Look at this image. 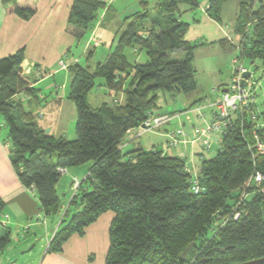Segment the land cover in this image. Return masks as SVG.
Listing matches in <instances>:
<instances>
[{"label": "trees", "instance_id": "16d2710c", "mask_svg": "<svg viewBox=\"0 0 264 264\" xmlns=\"http://www.w3.org/2000/svg\"><path fill=\"white\" fill-rule=\"evenodd\" d=\"M226 1L207 0V16L221 24ZM3 2L24 19L36 11L30 0ZM182 5L190 11L199 8L198 0H161L153 8L149 1H141L142 12L131 15V22L126 21L131 16L126 17V30L104 60L94 66L89 60L68 66L67 99L77 111L73 140L46 133L38 113L25 108L23 99L40 97L21 74L24 49L0 60V132L1 127L7 129L5 144L10 146L13 169L23 186L36 191L45 216L60 219L48 252L61 253L73 236H85L91 225L112 213L105 264H242L264 258V181L258 184L253 179L257 173L264 176V103L255 102L232 115L229 128L217 136L220 148L212 158L207 154L213 145L203 150L197 143L200 151L192 161L183 147L167 146L168 136L164 150L126 149L128 132L140 128L150 113L158 114L161 92L186 95L197 88L196 46L185 39L190 25L182 20ZM106 8L107 0L74 1L68 32L77 44L94 29ZM150 20L151 26L144 27ZM235 34L240 37L239 58L252 66L260 62L256 69L264 73V0H240ZM228 41L219 43L237 48ZM143 51L145 63L128 57V52ZM180 52L183 58L172 59ZM99 80L116 103L110 99L100 107L91 106L88 97L102 85ZM201 107L195 102L183 112L167 114L172 119L164 127L175 119L188 121L193 112L205 116L197 110ZM181 127L185 129L180 123L172 131ZM176 149L181 150L179 155L168 154ZM86 164L91 167L80 187L71 189L63 211L57 186L64 173L59 170L68 172ZM195 180L198 192L193 190ZM5 208L0 197V254L11 243L1 221ZM234 212L240 213L237 220Z\"/></svg>", "mask_w": 264, "mask_h": 264}, {"label": "crops", "instance_id": "0c3cea01", "mask_svg": "<svg viewBox=\"0 0 264 264\" xmlns=\"http://www.w3.org/2000/svg\"><path fill=\"white\" fill-rule=\"evenodd\" d=\"M30 1L32 5H34L36 11L32 16L24 19L10 12V5H5L3 0H0V60L24 49V60L20 65L21 74L25 78H29L31 82L30 87L34 88L40 97L39 99H27L31 111L38 113L41 118H38V122L45 132L49 130L48 133L55 137H66L73 140L76 138V124L73 129L74 131L70 133L69 127H65L62 119L66 117L67 114V116L72 118V121L73 117L76 116L75 118L77 121L76 107L72 101L67 99L69 89L67 93L59 89L61 86L63 89H66V83L68 81L70 83L71 76L68 70L58 69H60L59 62L65 57L66 60L70 59L68 62L69 65L77 61V59L71 58H78L72 53V48L76 45V41L68 32V19L75 0ZM118 1L119 0H115V5ZM112 6L114 5H112L111 2L107 4V8L100 15L104 19L101 21L98 20L94 29L78 44L81 45L82 55L86 56V60H89L88 63L94 59L95 52L99 45H110L108 53L104 55L102 60L108 56L110 50L114 46L113 41L117 38L115 37L116 30L108 26L106 27L104 24ZM138 11L137 9L136 12ZM128 16L130 15L127 12L120 15L114 24L118 26V24L123 22ZM204 16L208 17L206 13H204ZM111 22H113V20H111ZM216 24L219 26V23ZM233 32L232 36L234 42L236 41L238 43L239 37L236 38L235 29ZM222 33L224 36L215 40L219 45V42L226 38L224 31ZM104 34H107L109 38L111 37V39L108 38V43L104 39ZM98 41L102 43L99 44ZM220 47L222 46L220 45ZM92 51L93 54L90 55ZM133 57L135 58V62L140 63V54L133 53ZM99 61H101V59L95 61V64ZM79 62H82V60L80 59ZM60 72H65L61 83L55 78L56 74H60ZM51 80H53V82ZM101 86L106 92L102 94L104 100L107 97L111 99L107 87L103 83ZM227 86L228 85L222 88L219 87L218 91H216V93H218V98L219 94L222 93ZM103 89L101 90L102 92ZM19 97L23 99V95H19ZM31 103H34V105L32 106ZM157 113L160 114L159 111H157ZM194 119L195 120H192L191 116L188 121L182 120L181 118L180 122L175 125L171 124L165 126L160 132H157L158 134L156 135L161 138V142L158 144L157 148L159 150L165 149L167 132L174 130L176 125L180 123H183L190 139L196 138L199 129L204 127L208 121L206 116H197V118ZM71 125L73 128V123ZM137 131V129L131 130L126 135V140L129 141L126 148L127 150L133 151L138 148H143L149 151L152 148H156L154 143H149L148 145L144 144L142 141L144 136L137 138L135 135ZM6 138L7 129L5 132L1 130L0 197L6 204L1 221L5 222L11 234V243L5 248L4 253L0 254V264H9L8 262L10 259L7 258L8 253L15 252L19 249L24 251V255L28 253V251L26 252L27 247L31 246L33 243H39L43 239L42 229H49L48 220L50 218L46 217L42 211L36 191L26 188L18 179L10 159V146L5 144ZM214 139H218V144L220 146V138L216 136L213 140ZM182 149H186L187 152L194 151L195 153L200 151L197 144L192 145L191 143H189L186 148ZM180 153V149L168 151V154L171 156H176ZM72 176L74 180L80 181L78 176ZM112 219V213L104 214L96 223L86 230L85 236H73L64 245L61 253L48 252L51 238L59 228L60 224H58V227L53 229L52 236L50 237L48 234V244L42 245L37 256H29L28 259L24 260L23 264H105L109 248V228Z\"/></svg>", "mask_w": 264, "mask_h": 264}, {"label": "rangeland", "instance_id": "374dc122", "mask_svg": "<svg viewBox=\"0 0 264 264\" xmlns=\"http://www.w3.org/2000/svg\"><path fill=\"white\" fill-rule=\"evenodd\" d=\"M141 1L142 0H119L116 5L114 3L115 0L107 1V4L111 2V4L114 6H112L110 11L108 12V18L106 19V22L104 24L106 25V27L108 26L116 30L115 33L117 35L119 34V36L115 35V37L117 36V38H115L114 41L112 40L114 43V46L110 50V52L117 47L119 37L124 33L127 27V24H124V21L120 22L118 26H116L114 22L118 20L120 15H123L126 12L129 13V15L131 16L136 13L137 9L141 11L142 7H139L140 6L139 4ZM147 1H149V5H150L149 8H153V5L156 2L161 1V0H147ZM198 2H199V8L194 11H190L188 5L181 6V10L183 12L182 20H184V22L190 25V29L185 39L187 41H190L193 46H196L195 51H194V65L196 68L197 88L193 93L186 94V95L181 94V95L173 96L170 93L161 92L159 94L158 111L160 112L161 115H167V114L173 115L175 112H183L188 106H191L192 104L196 102L197 104L202 105L203 109L200 113L205 114V116L207 117V121H209L212 118L213 109L210 107H206V105H208V103H210L211 101L217 100L218 93H216L215 90L218 91L219 87L222 88L226 85H228L227 87H229L231 85L233 78H235V75H236L235 72L237 68H239L240 66L244 67L247 70L246 72L249 71L252 73V75L250 76V79L252 82L257 83L256 91H254V96L256 97L255 102H258L261 105L262 103H264V78H263L264 73L261 70V68L259 70L256 69V67H261V63L256 62V64L252 66L249 60L246 59L242 61L239 58L240 56L239 55V52H240L239 45L240 44H238L240 41L239 35H236V38L239 37V41L238 43L235 41L237 44L235 46L237 48L235 49L230 46L220 47V45L216 43L215 41V40H218L220 37L222 38L224 36V34L222 33L224 31L226 40H229L228 42H234L232 35L237 25L239 13H240V0H227L225 2V4L223 5V10H222V22L221 24H219V26L212 19L204 16V13H206L205 8L207 7V3H208L207 0H198ZM151 12L153 13L154 11L151 9ZM103 19L104 18L100 16L99 20L101 21ZM111 20H113V22H111ZM132 20H133V17L131 16L126 21L131 22ZM112 26H116V27H112ZM149 26H151V20L146 21L144 24V27L146 28ZM218 27H221V28H218ZM114 30H113V33H114ZM104 37L107 43L109 39H111V37L109 38L107 34H104ZM98 43L101 44L102 42L98 41ZM78 44L76 43V45L72 48V53L75 54V56H77L79 60L80 59L82 60V62L80 63H85L86 56L82 55V51H81L82 49L80 48L81 45H78ZM109 46L110 45L108 46L103 45V44L99 45L97 47L98 49L95 52L94 59L89 63L92 66H94L95 61H98L100 59L102 61L104 55H106L110 49ZM140 56H141L140 63H145L147 61L146 52L144 51L141 52ZM128 57L132 61L135 59L133 57V52L132 53L128 52ZM183 57H184V54L181 52L175 53L172 55V59H181ZM65 58L63 59V61H65L68 64L70 59L66 60ZM78 58L74 57L71 59H75V60L77 59V61L79 62ZM77 61H74L73 63H76ZM58 70H64V69L60 68ZM64 75H65V72H60V74H56L55 78H57V81L61 83L62 78H64ZM247 80L249 79H245V82ZM51 81L53 82V80ZM98 83L102 84L103 82L99 80ZM66 84H67L66 89H63L62 86L59 87V89L62 92L67 93L69 89V84H70L69 81ZM245 87H247V84ZM102 89L103 88L100 85L96 87V89H94L89 94L88 101L91 104V106L94 108L99 107L103 103L110 101L109 97H107L104 100L102 94H105L106 92L104 89L102 92L101 91ZM122 97L123 96H120L117 99L118 102L123 101ZM23 100H24L23 102H24L25 108L28 111H30L31 107L27 99H23ZM112 101L115 103L117 102L116 100H112ZM31 105L33 106L34 103H31ZM154 114L156 113L154 112ZM75 117H73V121H72V118H70L66 114V117L62 119L65 124V127L66 126L69 127L70 133H72L74 131L73 129L75 128V124H76ZM191 117H192V120H195L194 118H197V113H194V112L191 113ZM38 118H40L39 115H38ZM1 123L2 122L0 121V124ZM72 123H73V128L71 125ZM176 123H177V120L175 119L173 121V124L175 125ZM163 128H164V125H161L157 129L154 128L153 130L146 131V132L145 130H142L141 128H137L138 131L135 135L137 138L144 136L142 138V141L144 144L148 145L149 143L150 144L154 143L155 146L158 147V144L161 142V138L158 137L156 134H158L157 132H160ZM1 129L3 132L6 131L4 127H1ZM219 148L220 147L218 144V139H214L213 147L210 153L207 154V157L208 158L214 157L219 151ZM193 153L195 152L193 151ZM55 159H56V156L54 155L53 160ZM90 167H91V164H86L83 166L70 168L68 169V172H65L61 176V179L57 186V190H58L59 195L62 197V201L64 202L63 211L66 210V207H67L66 200L70 198L71 196V192H72L71 189L76 191L80 187V185L82 184L81 181L85 178L83 176H85L88 173ZM72 175L78 176L80 181L74 180ZM73 213L74 211L69 213V215L65 218V223L63 224V226H65L70 221ZM58 224H60L59 218H55V219L49 218L48 220L49 229L48 230L44 228L42 229L43 239L39 243H33L31 246L27 247L26 252L28 251V253L24 255H23L24 251L19 250V249L16 250L15 252L8 253L7 258L10 259L8 263L9 264H23L24 260L28 259L29 256L36 257L38 252L40 251L41 246L48 244V239H47L48 234L51 237L53 234V229H56L58 227ZM33 245L34 247L32 248Z\"/></svg>", "mask_w": 264, "mask_h": 264}, {"label": "built area", "instance_id": "2783aa9c", "mask_svg": "<svg viewBox=\"0 0 264 264\" xmlns=\"http://www.w3.org/2000/svg\"><path fill=\"white\" fill-rule=\"evenodd\" d=\"M68 64L61 60L59 62V67L66 70L68 68ZM246 69L242 66L238 68L237 74L229 87H227V92L222 93L220 98L214 102L209 103L206 107H210L214 111V115L211 121L206 124L205 127L198 131V135L194 139H190L188 134L184 128H178L175 131L168 133V143L167 146L169 148L183 147L191 143L195 145L199 143L202 146L203 150H209L213 145L214 136L222 135L225 130L229 128L232 123V115L237 111H242L243 109L248 108L251 104H254L256 99L254 96L255 91V82H252L251 79L247 80V87L243 86V76L246 73ZM201 108H198V111H201ZM172 118L167 115H157L150 113L148 119L144 122V124L140 127L142 130L150 131L154 128H158L161 125L169 122ZM260 150H263V146L259 144ZM190 160H194L193 151L187 152ZM196 166L194 165L193 168ZM62 174L66 172L64 169L59 170ZM258 184H261L264 181V176L257 173L253 178ZM251 181V180H250ZM251 182H249L248 186ZM193 190L195 192L200 191V187L198 181H194ZM261 192H264V188L261 189ZM234 220H237L240 217L239 212H234L232 215ZM3 225L6 226L5 222Z\"/></svg>", "mask_w": 264, "mask_h": 264}, {"label": "water", "instance_id": "95a60500", "mask_svg": "<svg viewBox=\"0 0 264 264\" xmlns=\"http://www.w3.org/2000/svg\"><path fill=\"white\" fill-rule=\"evenodd\" d=\"M252 75L251 72H246L243 76L244 78V81H243V86L245 87L246 86V82H245V79H249L250 76ZM228 90H225L224 92H227ZM47 133L49 132V130L46 131ZM34 247V245L32 246V248ZM242 264H264V258L262 259H258V260H254V261H251V262H246V263H242Z\"/></svg>", "mask_w": 264, "mask_h": 264}]
</instances>
